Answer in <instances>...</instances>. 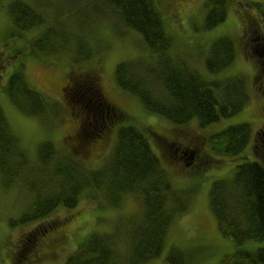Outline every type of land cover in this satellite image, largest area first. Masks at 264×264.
<instances>
[{
  "label": "trees",
  "instance_id": "trees-1",
  "mask_svg": "<svg viewBox=\"0 0 264 264\" xmlns=\"http://www.w3.org/2000/svg\"><path fill=\"white\" fill-rule=\"evenodd\" d=\"M33 1L11 0L7 4L11 22L20 32L42 26L28 41L30 49L42 55L73 52L72 45L81 37L58 20L55 13L60 10L53 8L49 13L38 7L39 0ZM89 2L93 7L97 2L102 5L100 12L103 8L105 19H110L113 13L124 29L137 31L148 48L145 55L119 62L113 72L117 85L137 97L147 110L178 126L186 125L192 118H196L200 126H205L220 117L234 114L247 102L243 78L226 79L223 84L206 81L174 53L173 39L164 28L154 0ZM229 4L244 9L242 20L254 12L264 20V0H205L204 29L209 30L224 21ZM23 47V43L13 45L9 52L3 48L0 60L17 58ZM94 54L90 46L89 52L79 48L77 54L70 57L73 62L81 63ZM234 57L233 42L228 37H221L211 44L206 66L211 71H218L228 66ZM91 68L79 67L73 77L72 70H69V82L62 90L65 105H71L72 117L85 120L78 121L74 136L65 137L64 150L56 147V141L40 142L35 162L30 161L0 105L1 182L6 186L18 182L31 195L26 208L17 218L10 220L11 224L32 225L19 235L11 264H34L42 259L40 250L37 251L44 234L62 227L67 220L53 216L54 212L59 208H74L87 188H92L113 207L119 206L127 194H134L140 201L142 212L119 223L111 232L89 235L76 245L66 264H144L161 253L175 215L188 207L187 198L172 188L146 136L134 125L118 127L108 160L101 168L87 169L76 159L81 155L88 161L94 152H98V147L102 149L101 144L108 141L110 128L122 117L120 109L106 96L94 68ZM216 85H221L222 99L213 88ZM6 91L11 103L25 115L44 116L52 110L53 113L59 111L29 84L21 66L10 74ZM88 110L98 111L99 116L89 119ZM61 116L65 118V114ZM248 126L237 124L209 136L210 151L218 155H240L250 135ZM209 160L208 157L204 164L191 167H203ZM210 207L223 237L238 245L247 240H264L262 161L253 159L237 164L231 179L213 182ZM119 238L125 241V249L118 245ZM61 240L59 235L53 242ZM167 260L170 264H184L183 252L172 247ZM218 264H264V244L253 251L236 250Z\"/></svg>",
  "mask_w": 264,
  "mask_h": 264
},
{
  "label": "rangeland",
  "instance_id": "rangeland-1",
  "mask_svg": "<svg viewBox=\"0 0 264 264\" xmlns=\"http://www.w3.org/2000/svg\"><path fill=\"white\" fill-rule=\"evenodd\" d=\"M10 1L0 0V51L6 48L9 52L11 46L20 43H23L24 47L17 58L8 57L0 60V104L31 162L36 161L37 145L40 142L53 140L56 141L55 145L59 150H64L65 137L74 136L78 131L77 124L80 119L78 117L74 119L70 114L71 105H65L61 88L63 86L66 88L69 82V70H72L73 77L77 68L92 66L106 96L120 109L122 117L110 128L108 141L101 144L102 149L98 147V152H94L95 155L88 161L81 155H77L76 159L87 169L101 168L108 160L118 127L134 125L146 136L166 171L172 188L182 193L188 200L187 209L176 214L170 224L161 253L144 264H170L167 255L172 247L183 252L184 264H218L223 257L236 250L253 251L264 244V240H247L238 245L233 240L223 237L210 207L212 183L231 179L237 164L253 159L262 160L261 153L264 150L260 141H254L256 138L253 135L264 125V71L261 76L255 78L254 59L257 57L250 54L244 57L242 31L252 26H249L245 18L242 22L240 17L244 10L242 7L229 4L225 20L208 30L203 27L206 14L205 0H154L164 28L173 39L175 54L206 81L223 84L226 79L244 78L249 93V100L240 111L220 117L219 120L205 126H200L197 119L192 118L183 127L147 110L137 97L117 85L113 76L115 66L121 61L145 55L149 50L140 34L130 28L124 29L115 14L111 13L110 19H105L104 9L102 8L100 12L102 5L99 2L93 7L89 5L90 0L78 2L39 0L40 9H46L49 13L53 8L60 10L55 13L58 20L81 37L72 45L73 52L42 55L37 50H31L28 44L42 26L24 32L17 30L7 10ZM26 1L34 3L33 0ZM259 18L262 20L259 34L264 35V20L261 15ZM257 35L255 33V36ZM221 37L231 39L235 46V57L227 67L211 71L206 66V58L210 54L211 44ZM250 37L248 33V38ZM90 46L95 51L91 59L81 63L73 62L72 58L79 48L87 49L89 52ZM260 48L261 44L257 46V50ZM19 66L22 67L29 84L40 92L53 108L58 107L57 113H53L52 110L44 116L25 115L11 103L6 85L10 74ZM213 88L222 99L221 85ZM97 112L88 110L86 115L93 119L99 116ZM57 114L60 116L57 117ZM62 114H65L63 119ZM80 114L82 116L81 111ZM241 123L249 125L250 135L240 155L234 157L207 152L210 157L207 165L195 169L183 161L190 155L191 145L208 150L209 136ZM66 133L70 135L67 136ZM172 134L183 135L190 142L178 139L177 142L181 145L176 149L178 145L165 138L166 135ZM175 154L181 159L176 158ZM30 196L18 182L10 186L2 184L0 176V264H11L12 252L18 245L19 235L32 226L10 223L11 219L17 218L26 208ZM108 204V201L92 188H87L81 193L74 208L57 209L53 216L67 220L62 227L44 234L37 251L39 253L40 250L39 254L43 257L34 264H66L67 257L74 251L76 245L89 235L111 232L119 223L142 212L140 201L134 194L124 196L117 207ZM59 235L62 240L53 242ZM118 240V245L125 249V241L122 238Z\"/></svg>",
  "mask_w": 264,
  "mask_h": 264
},
{
  "label": "flooded vegetation",
  "instance_id": "flooded-vegetation-1",
  "mask_svg": "<svg viewBox=\"0 0 264 264\" xmlns=\"http://www.w3.org/2000/svg\"><path fill=\"white\" fill-rule=\"evenodd\" d=\"M253 12V11H251ZM247 23L249 24V26L252 27H248V29H246L245 31V40L244 42V47L246 52H253L255 54H257L260 58V60L263 62L264 64V47L260 48V50H257V46L258 45H262L264 46V42L262 40H264V35L259 34V28L262 25V20L256 15V13H252V15H247ZM248 33L249 36H251L250 38H248ZM255 33H257L258 35L255 36ZM259 61V59H257ZM264 102V101H263ZM258 135H260L261 137L259 138ZM262 135L264 137V125L262 128H260L259 130H257V139L256 141H260L261 142V146L264 148V138H262ZM168 141L172 142V143H176L178 145V147L176 149L179 148V145H181L180 142H177L178 139H180L182 142H190L189 139H187L185 136L183 135H166L165 137ZM165 141V140H162ZM192 146V150L190 155L187 157V159H185L184 161L187 164H191V165H198L199 163H202L205 160V153L198 147V145H191ZM262 156V160L264 162V150L261 153Z\"/></svg>",
  "mask_w": 264,
  "mask_h": 264
}]
</instances>
